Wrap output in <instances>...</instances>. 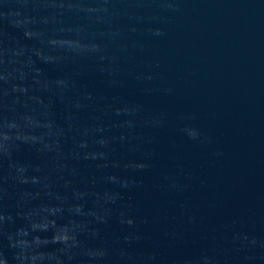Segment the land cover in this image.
Instances as JSON below:
<instances>
[{"label": "water", "instance_id": "water-1", "mask_svg": "<svg viewBox=\"0 0 264 264\" xmlns=\"http://www.w3.org/2000/svg\"><path fill=\"white\" fill-rule=\"evenodd\" d=\"M0 264H264V0H0Z\"/></svg>", "mask_w": 264, "mask_h": 264}]
</instances>
